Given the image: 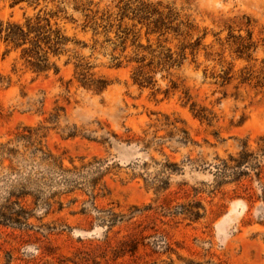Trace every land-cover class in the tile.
I'll return each mask as SVG.
<instances>
[{
  "label": "rangeland",
  "instance_id": "rangeland-1",
  "mask_svg": "<svg viewBox=\"0 0 264 264\" xmlns=\"http://www.w3.org/2000/svg\"><path fill=\"white\" fill-rule=\"evenodd\" d=\"M13 1L0 0V20L23 23L50 12L67 42L50 55L56 73L33 72L20 49L6 52L0 43V143L25 127L39 129L42 147L65 166L98 158L110 169L94 201L74 191L46 209L44 200H7L21 182L4 161L0 264H264L260 187L218 172L243 142L253 150L264 136L261 75L257 83L264 0ZM240 40L255 48L251 60L238 56ZM138 70L149 85L134 82ZM242 71L251 81L241 83ZM86 73L109 86L101 94L83 89L78 79ZM169 122L192 142H166L148 153L112 136L111 145L101 143L108 133L158 129L164 136ZM165 159L179 171L163 172ZM107 210L122 216L112 227L95 220ZM12 214L20 221L1 218Z\"/></svg>",
  "mask_w": 264,
  "mask_h": 264
},
{
  "label": "trees",
  "instance_id": "trees-1",
  "mask_svg": "<svg viewBox=\"0 0 264 264\" xmlns=\"http://www.w3.org/2000/svg\"><path fill=\"white\" fill-rule=\"evenodd\" d=\"M24 0H14L12 5H16ZM56 17L50 12L43 15L36 14L34 17H26L23 23L10 20H0V43L5 44L7 51L21 50V56L25 59L30 69L35 73H44L53 70L58 71L54 63L50 62V55L58 56L62 51V47L66 45V38L57 28H53L51 19ZM56 25V23H54ZM237 54L240 58L251 60L250 49L251 44H243L242 40L238 42ZM138 72V73H137ZM79 85L95 94H101L109 86L108 82L102 78H94L93 74H79ZM261 75V80L264 83V59L259 75H257V83L260 84L258 76ZM228 72H224L220 78L224 84H229ZM252 73H241V83L251 81ZM150 78L144 77L140 71H136L134 82L143 85H149ZM191 110H194L191 104ZM196 116L200 119L208 120L206 114L202 111H197ZM50 121H56V117L52 116ZM165 121H168L165 118ZM177 122L166 123L170 127V131L164 136H157L158 129H155L152 134L143 131L142 135L127 134L119 137L116 134H110L101 139V143H109L112 136L119 143H124L126 146L134 145L140 147V151L148 153L154 146H162L166 142L174 141L176 143L187 145L192 142L188 132L184 128H179ZM38 130L29 127L23 128L15 134L13 140L5 143H0V165L8 162L7 169L10 176L18 178L21 186L18 189L19 193L10 194L7 200H44L42 205L48 209L51 207L49 200H60L62 196L80 191L90 198L95 200L101 191L105 188L102 185L103 177L109 172V166H105V161L98 158L85 161L81 159L80 165L71 163L70 167L63 164L60 157H57L46 151L38 140ZM74 135V133L69 136ZM161 152V150H158ZM150 160H152L150 158ZM221 167L218 172L221 177L230 178L231 182L239 183L243 178H253L260 187L261 197L264 200V136L256 141L255 149L251 150L246 142H243L240 150L235 156H230L228 161H221ZM163 172H178V166L175 163L165 159L162 165ZM159 189H165L168 185L166 180H161ZM93 204V203H92ZM98 212V210L93 206ZM20 211H24L20 208ZM25 213V212H24ZM99 213V212H98ZM100 217H96V223L106 224L108 227L114 226L115 223L122 219V216L112 212L111 210L101 211ZM192 219H199V213L190 214ZM7 217V218H6ZM4 222L20 221V214H12L10 216L2 215Z\"/></svg>",
  "mask_w": 264,
  "mask_h": 264
}]
</instances>
